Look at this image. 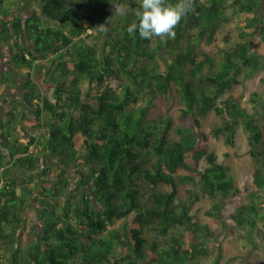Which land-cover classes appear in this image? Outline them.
<instances>
[{
  "label": "trees",
  "instance_id": "1",
  "mask_svg": "<svg viewBox=\"0 0 264 264\" xmlns=\"http://www.w3.org/2000/svg\"><path fill=\"white\" fill-rule=\"evenodd\" d=\"M5 1L0 42L24 83L0 116V264H200L220 252V236L198 216L203 199L224 228L229 218L248 233L264 225V104L250 112L228 95L264 54L248 40L217 45L218 61L197 51L230 15H247L244 27L264 43V0H194L166 40L127 34L141 0H102L89 13L77 0H34L24 18L21 0ZM41 67L43 88L34 79ZM18 84L0 71V95ZM172 84L176 115L149 119L143 97L165 96ZM209 114L220 123L207 133ZM238 128L255 164L242 186L207 144L222 136L233 146Z\"/></svg>",
  "mask_w": 264,
  "mask_h": 264
},
{
  "label": "rangeland",
  "instance_id": "2",
  "mask_svg": "<svg viewBox=\"0 0 264 264\" xmlns=\"http://www.w3.org/2000/svg\"><path fill=\"white\" fill-rule=\"evenodd\" d=\"M34 0H21L18 5V14L26 17L29 15V9L27 8L29 4ZM102 0H77L78 8L83 13H89L97 10L100 7ZM10 0L5 1L4 6ZM36 4V3H35ZM38 5V4H37ZM38 7V6H37ZM228 12V11H227ZM14 15V14H11ZM247 15H230V19L222 23L217 30L214 39L211 43L202 42L197 51L204 52L213 57L216 61L220 59V55L217 53V45L221 43L224 46L232 47L238 42L248 40L252 43V50L261 54H264V43L260 41L258 33L254 28H245L244 20ZM49 24L54 25L53 22L49 21ZM247 32L249 36L243 38L240 33ZM169 61V59H167ZM7 70L12 75H14L19 84L12 88H7L0 95V116L5 114L6 105L9 104L8 101L12 100L14 97H20L22 94V85L24 83V71L16 68L10 63V56L8 50L0 42V71ZM45 75L43 67L38 71H34V79L43 88L46 84ZM241 83L234 86L228 93V95H233L237 99H240L241 106L245 107L248 111H252L254 105L261 107L264 104V61L262 67L251 74L247 78H243L242 75L239 76ZM253 92L258 93L259 96L253 97L255 103L251 102ZM149 105L148 118L158 119L166 115L175 116L177 110L181 107V101L179 97L178 87L172 84L169 92L165 96H154L151 100H147L148 97H143ZM5 101V103L3 102ZM30 116V115H29ZM264 120V117H263ZM178 123V122H177ZM220 123L218 117L214 114H209L206 118L201 121L200 129L204 132H210L212 128ZM263 124V123H262ZM264 127V124L261 125ZM24 127V126H23ZM26 130H30L29 126H25ZM264 134V131H263ZM174 139H178V135L172 134ZM208 147L217 156V161L224 164L229 168L231 174L235 178L237 184L242 186L244 182L250 177L254 170V162L248 152L249 146L247 143L246 135L241 128L236 131L234 145L230 146L225 144L224 138L222 136L218 138H210L207 142ZM85 169L84 165L82 166ZM56 172L54 171L51 175L53 178ZM72 178L74 179L73 174ZM192 188L190 184H181L179 188V195L181 197H187L189 190ZM243 201V200H242ZM229 204V203H228ZM212 202L207 199L201 200L196 208L198 210V216L202 223L208 224L214 235L220 236L215 245L220 246V252L216 250L211 252L208 256L200 257V264H264V225L259 224V230L255 232L248 233L246 229L241 227H236V223L229 218L227 221V227L224 228L218 218L210 217L204 214V211L211 208ZM232 206L228 205V215L232 210ZM40 229V222L38 221L34 230L38 232ZM251 236V242L248 241ZM250 243L248 247H243V243Z\"/></svg>",
  "mask_w": 264,
  "mask_h": 264
},
{
  "label": "clouds",
  "instance_id": "3",
  "mask_svg": "<svg viewBox=\"0 0 264 264\" xmlns=\"http://www.w3.org/2000/svg\"><path fill=\"white\" fill-rule=\"evenodd\" d=\"M113 6L117 15H127L128 9L124 4L113 3ZM193 10L194 0H141L140 8L135 12L138 22L127 27V34L134 37L138 31L141 39H175V29ZM99 28L102 31L106 29L104 25Z\"/></svg>",
  "mask_w": 264,
  "mask_h": 264
}]
</instances>
